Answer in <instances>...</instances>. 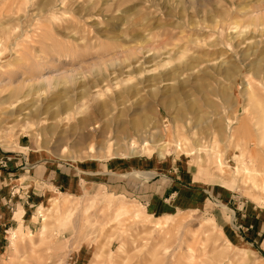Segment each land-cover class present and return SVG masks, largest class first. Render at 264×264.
<instances>
[{
	"label": "rangeland",
	"instance_id": "rangeland-1",
	"mask_svg": "<svg viewBox=\"0 0 264 264\" xmlns=\"http://www.w3.org/2000/svg\"><path fill=\"white\" fill-rule=\"evenodd\" d=\"M6 29L44 120L0 111V264H264V0H0Z\"/></svg>",
	"mask_w": 264,
	"mask_h": 264
},
{
	"label": "bare ground",
	"instance_id": "bare-ground-1",
	"mask_svg": "<svg viewBox=\"0 0 264 264\" xmlns=\"http://www.w3.org/2000/svg\"><path fill=\"white\" fill-rule=\"evenodd\" d=\"M42 10V9H41ZM203 11H205V10H203ZM141 14V13H140ZM133 17H135V16H133ZM140 19V18H139ZM136 21V20H135ZM144 22V21H143ZM146 22V21H145ZM138 24V23H137ZM145 24V23H144ZM147 24V23H146ZM136 25V24H135ZM119 27V26H118ZM147 27V26H146ZM120 28V27H119ZM131 28V27H130ZM8 29V28H7ZM5 30L4 32H3V34H2V38H1V40H0V44H4L5 46H7V42L9 41V38H8V30ZM121 29V28H120ZM134 29V28H133ZM139 30V29H138ZM10 32V31H9ZM137 32V31H136ZM144 33V32H143ZM142 33V34H143ZM147 33V32H146ZM149 33V32H148ZM151 34H152V30H151ZM150 34V35H151ZM143 38H144V36L143 37H141V38H139V40H143ZM135 41L136 40H138V39H134ZM231 65V64H230ZM227 71H229L230 70V68H227L226 69ZM225 70V71H226ZM176 72V71H175ZM175 72H168L167 74H168V77L166 78V80H178V76H176V75H172V74H174ZM183 74V73H182ZM69 77V76H68ZM72 77V76H71ZM7 82H5L3 85H2V87H1V89H0V107L2 106V105H6V107L5 108H2L0 111H1V113L2 114H4L5 116H7V117H13V120H15L16 122H21V121H23V123H21V125H20V128H21V131H23V132H25L26 134H29V135H33L34 134V132H33V130H32V125H31V122L29 121V119H31L33 116H37V119H38V123H42L43 121L42 120H44L43 119V117H38L39 116V112H40V110H38L37 111V109L35 110V111H33L32 112V108H29V107H25L24 105H26V104H18V105H16L15 107L14 106H11L12 104H14V102H17V100L19 99H22V98H25L27 95H29V93L30 92H27V93H21L20 92V87L19 86H16V87H11L10 89H9V86H11V84L13 83V80H12V77H10V76H8L7 78ZM63 81V82H62ZM61 82H62V84H64V83H67L68 81H70V80H67V79H63ZM61 82H59V81H57L55 84H61ZM21 83H23L21 86L23 87V85H24V80L22 79V82ZM178 83V85H179V82H177ZM7 87V88H6ZM22 87H21V89H22ZM6 88V89H5ZM42 87H38V89H37V91L38 90H40ZM244 90V92L246 91V87H244L243 88ZM4 91V92H3ZM36 90H35V92H37ZM68 91V89H66L65 87L64 88H62L61 90H60V92H59V95H61V97H67V92ZM33 94V93H32ZM56 102V101H55ZM34 103V102H33ZM166 104V103H165ZM15 105V104H14ZM34 105V104H33ZM52 105V104H51ZM184 105V104H183ZM186 105V107H187V104H185ZM36 107V106H35ZM49 107V106H48ZM47 107V108H48ZM25 108H29V109H27L28 111L26 112V113H24L23 112V110L25 109ZM38 108V107H37ZM182 108V107H181ZM183 108H184V106H183ZM34 109V108H33ZM47 110V109H46ZM57 110L58 111H60L61 112V114H64V115H66V118H69L70 116H71V114L73 115V114H75V112H73V113H70V103L69 102H64V103H60V105L58 106V108H57ZM186 110V109H185ZM183 111V110H182ZM36 112H38V113H36ZM42 112H45V110H43V111H41V113ZM40 113V114H41ZM50 114V113H49ZM59 115L57 114V113H55V112H53V118H57ZM60 117V116H59ZM51 119V118H50ZM60 121V120H59ZM80 123H84V120H81L80 121ZM81 124V125H82ZM132 125H134V127H135V125H136V123H135V121H133L132 122ZM48 126V125H47ZM56 127V124H55V122H53L52 124H50L49 126H48V129L50 130V131H52L54 128ZM256 127H257V130L258 131H260L261 133H262V136H264V121H261V120H259L257 123H256ZM177 128V127H176ZM147 129V128H146ZM144 130V131H146L147 132V130ZM176 130V132L177 133H175V132H173V133H175L176 135H175V138H174V140H173V142L172 143H174V147H175V149L176 150H181V151H184V152H186L185 154H188V155H196V153H197V156H196V159H198V160H200L201 162H203V161H206V156H208L209 154L208 153H205L206 151H204V149H203V146L202 145H200V144H198V143H193L192 141H194V140H191V142H192V146H190V144L188 143V140H189V142H190V139L192 138V136H191V134H190V131L192 130V128H189V129H185V131H182L181 130V128H180V132L178 131V129H174V131ZM138 131V130H137ZM145 132V133H146ZM144 133V132H143ZM151 133V132H150ZM192 133V132H191ZM39 134V133H38ZM147 134H148V132H147ZM146 134V135H147ZM193 135V134H192ZM191 137V138H190ZM39 138V137H38ZM59 137H58V140H57V142H59ZM193 139V138H192ZM139 141H140V144H141V149H148V148H146V145L147 144H150V145H152V146H154V148L156 147V148H158V150H160L159 151V153L160 152H162V150H163V147H164V145L162 146V144L163 143H157V144H154V143H150V141H147L146 140V137H142V138H140L139 139ZM136 140L135 139H132V138H127V145H128V147L131 149V153H134V150H135V145H136ZM164 142H167L166 140H164ZM5 144L6 143V141H5V139H3L2 141H1V144ZM166 144V143H165ZM204 152V153H202L203 155H201V152ZM211 154V153H210ZM204 158V159H203ZM215 163L216 164H221V159L218 157L217 158V160H215ZM217 166V165H216Z\"/></svg>",
	"mask_w": 264,
	"mask_h": 264
},
{
	"label": "crops",
	"instance_id": "crops-1",
	"mask_svg": "<svg viewBox=\"0 0 264 264\" xmlns=\"http://www.w3.org/2000/svg\"><path fill=\"white\" fill-rule=\"evenodd\" d=\"M59 174L63 177V173L60 172ZM133 174H135V175H139L138 172H133ZM0 226H1V225H0Z\"/></svg>",
	"mask_w": 264,
	"mask_h": 264
}]
</instances>
